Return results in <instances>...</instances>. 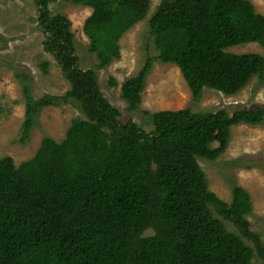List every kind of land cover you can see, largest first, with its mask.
<instances>
[{
  "label": "trees",
  "instance_id": "trees-1",
  "mask_svg": "<svg viewBox=\"0 0 264 264\" xmlns=\"http://www.w3.org/2000/svg\"><path fill=\"white\" fill-rule=\"evenodd\" d=\"M32 1L46 34L43 48L69 89L34 100L24 88L21 139L44 106L71 99L83 118L71 121L60 142L43 137L18 165L0 158V264H251L254 254L264 264V242L247 219L249 194L234 185L230 202L221 200L196 161L223 153L232 126L262 123L264 102L230 114L144 110L150 132L131 119L122 122L95 71L79 67L69 20L50 14V0ZM68 1L91 8L82 32L98 68L119 55V38L150 8V0ZM147 26L157 58L177 66L193 98L203 87L227 95L255 75L264 79V16L249 0H160ZM245 43H257L263 54L227 51ZM151 65L147 57L120 84L127 110L138 109ZM109 85H117L112 76ZM147 229L151 234L143 235Z\"/></svg>",
  "mask_w": 264,
  "mask_h": 264
},
{
  "label": "rangeland",
  "instance_id": "rangeland-1",
  "mask_svg": "<svg viewBox=\"0 0 264 264\" xmlns=\"http://www.w3.org/2000/svg\"><path fill=\"white\" fill-rule=\"evenodd\" d=\"M255 10L264 16V0H249ZM160 0H150L145 17L126 30L118 40L119 55L102 68L96 67L97 57L89 51V41L82 32L84 19L91 8L68 0H50V14L60 13L70 22L74 53L82 69L95 71L99 89L107 101L119 111V120L131 119L145 132L153 129L151 120L142 111L189 107L192 111L224 110L230 114L240 108H254L264 102V79L253 76L234 94H223L213 88L203 87L193 98L177 66L163 63L148 32L147 19ZM37 8L32 0H0V158L10 156L15 165L30 159L47 136L60 142L74 118H83L78 103L68 99L56 105L44 106L33 117L27 136L21 139L27 88L34 100L43 95H62L69 89L54 57L43 48L45 38L36 22ZM233 53L253 52L263 54L257 43L238 44L227 48ZM152 65L145 79L137 110H127L121 96L120 84L134 76L144 60ZM45 64V65H44ZM112 76L117 85H109ZM27 96V97H28ZM203 172L208 190L229 203L234 185L244 188L250 196L251 209L247 215L250 229L264 242V121L258 125L240 123L230 128L228 145L215 159L196 158ZM213 217L225 228L239 234L236 226L217 216ZM151 234L147 229L143 235ZM251 264H260L254 254Z\"/></svg>",
  "mask_w": 264,
  "mask_h": 264
}]
</instances>
